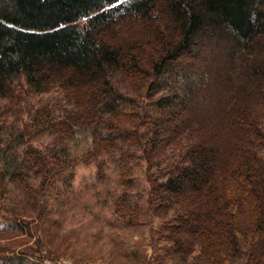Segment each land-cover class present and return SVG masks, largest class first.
<instances>
[{
    "label": "trees",
    "instance_id": "16d2710c",
    "mask_svg": "<svg viewBox=\"0 0 264 264\" xmlns=\"http://www.w3.org/2000/svg\"><path fill=\"white\" fill-rule=\"evenodd\" d=\"M206 58L220 67L200 68ZM20 76L52 98L30 110L9 154L0 113L12 188H69L78 163L103 174L100 156L112 152L115 213L135 221L129 190L143 167L168 255L264 264V0H0V97L21 99L12 87ZM210 95L218 115L194 119L193 101ZM221 133L236 146L223 162ZM71 138L87 148L70 154ZM4 177L0 170V191Z\"/></svg>",
    "mask_w": 264,
    "mask_h": 264
},
{
    "label": "rangeland",
    "instance_id": "374dc122",
    "mask_svg": "<svg viewBox=\"0 0 264 264\" xmlns=\"http://www.w3.org/2000/svg\"><path fill=\"white\" fill-rule=\"evenodd\" d=\"M197 65L213 70L216 65L220 67V62L206 58ZM12 87L14 92L21 93V99L0 97L7 154L21 147L23 139L16 135L30 110L50 103L52 98L48 93L32 92L21 76L13 80ZM208 97L193 101L194 119H210L212 113L218 115L214 96ZM230 122L228 118L223 121L224 132L233 126ZM225 133L218 135L219 138H227V143L233 140ZM39 141L46 151L54 146L45 139ZM218 142L219 139L215 141ZM233 143L219 148V162L229 159L230 150L236 148ZM66 145L73 155L87 148L85 141L74 138ZM110 153L100 156L107 164L103 174L97 172L94 163H78L69 188L57 184L40 189L37 181H31V188L16 190L6 181L7 172L1 168L0 159V170L5 175V185L0 191V258L19 257L39 264H200L197 250L186 256H170L164 250V242L158 241L156 230L161 219L148 211V184L143 167L135 170L137 185L129 190L131 205L137 210L135 221L115 213L120 190L113 163L115 155ZM4 162L12 168L13 160ZM220 172L217 169L215 176Z\"/></svg>",
    "mask_w": 264,
    "mask_h": 264
}]
</instances>
